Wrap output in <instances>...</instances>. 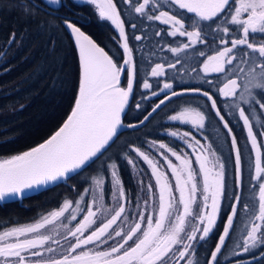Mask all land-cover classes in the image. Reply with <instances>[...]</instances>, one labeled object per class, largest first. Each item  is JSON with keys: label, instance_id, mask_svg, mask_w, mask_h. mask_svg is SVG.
Listing matches in <instances>:
<instances>
[{"label": "snow or ice", "instance_id": "obj_1", "mask_svg": "<svg viewBox=\"0 0 264 264\" xmlns=\"http://www.w3.org/2000/svg\"><path fill=\"white\" fill-rule=\"evenodd\" d=\"M85 2L95 6L98 17L118 30V37L113 39L122 48L119 61L69 18L53 15L60 8L68 7L64 0H28L20 5L28 17L44 12L51 17L49 23L62 20L64 27L70 30L79 52L78 92L71 113L53 135L28 151L0 159V202L23 200L42 188L67 183L84 173H88V179L83 182L87 184L90 180L91 183L83 188V193H78L77 199H64L57 209L35 222L0 231V264H181V261L198 264L197 246H202L215 234L221 220L222 231L205 264H221V257L229 264H264V139H261L264 137V0H168L169 10H161L164 6L159 0H136L135 3L121 0L148 21L168 26L167 35L187 37V43L168 48L176 57L198 43H207L205 29L223 33L217 50L210 55L199 53L205 57L202 62L204 82L213 85L212 80L206 78L210 73L228 77L216 91L225 98L229 114H238L250 143L247 151L251 196L245 200L242 195L245 150L233 134L215 94L200 87L176 90L169 81L153 90L152 83L144 78L141 87L146 93L150 92V96L143 94L142 99L162 98L139 124L173 97L188 93L202 95L231 137L233 158L225 159L212 143L202 144L189 131L174 130L167 134L192 149L198 165L195 168L188 153L177 151L167 143L151 141L157 156L129 145L130 151L148 166L154 179V183L147 184L146 191L141 189L146 198L138 196L135 202L126 193L120 177L117 159L121 157L101 158L125 127L122 114L139 80L137 62L126 33V22L115 0ZM150 5L152 11H146ZM181 12L192 16L186 21ZM222 14L224 25L216 24L213 29ZM130 27L135 30L137 25L131 23ZM161 34L162 31L155 32L157 37ZM134 38L142 39L140 35ZM180 63L177 58L167 67L175 69ZM165 75L163 63L151 67V77ZM123 80L126 86H122ZM136 108L140 109L141 104L137 103ZM169 120L203 131L207 115L199 107H185L169 116ZM137 126L127 125L129 128ZM256 126L260 131L254 130ZM170 157H174L175 162ZM122 158L133 169L137 168V160L128 152H124ZM97 161H100L99 166L93 168ZM229 163L233 169L231 194ZM106 180L115 201L111 208L104 203ZM139 183L143 185V180ZM89 191L92 201L85 203ZM228 199L232 201L229 211L222 216L223 202ZM240 211L246 213L243 232L239 240L228 247ZM65 220L67 223L63 222ZM61 228L66 233L64 244L56 238L61 235Z\"/></svg>", "mask_w": 264, "mask_h": 264}, {"label": "trees", "instance_id": "obj_2", "mask_svg": "<svg viewBox=\"0 0 264 264\" xmlns=\"http://www.w3.org/2000/svg\"><path fill=\"white\" fill-rule=\"evenodd\" d=\"M27 2L28 0H0V158H8L28 151L53 135L71 113L78 92L79 52L70 31L64 27L62 20L49 23L51 17L44 12L34 18L28 17L20 7L22 3ZM115 2L126 22V33L137 62L139 80L123 114L122 120L125 128L120 130L115 143L101 159H107L109 156L116 159L117 155L121 157L117 159L120 177L125 190L134 195L136 185L132 168L122 158L123 153L128 152L134 160L136 159V154L131 152L128 146L145 149L148 142L153 140L167 143L175 149L185 146L181 140L167 133L169 130L186 126L180 122L170 121L169 116L185 107H199L207 115L206 127L201 131L202 134L213 144L214 148L222 153L225 159L231 161L233 158L230 150L231 137L215 117L210 102L202 95L188 93L173 97L153 113L147 121L139 124V121L143 120L155 103L162 98L161 96L142 99L143 94L150 96V92L146 93V90L141 87L144 78L152 83L153 90H158L163 80L173 82L176 90L182 87H200L215 94L214 98L217 99L218 106L230 122V127L233 129V134L237 136L241 148L245 150L242 195L245 200H248L251 196L247 151L250 143L246 140V129L236 113L229 114L230 110L225 105V99L217 93L221 79L215 77V73L211 74L210 77H206L213 82V85H209L204 82L205 74L198 73L201 70L200 62L205 59L199 53L203 51L206 55H210L217 50L223 33L205 29L207 43L192 47L184 55L176 57L168 51V48L182 44L183 38L167 35L168 28L165 25L158 21H148L146 17L131 11L121 0H115ZM133 2L135 3L136 0ZM64 3L68 7L60 8L53 15L69 18L119 61L122 48L113 39V37H118V31L111 23L101 20L91 4L77 3L74 0H64ZM159 3L164 6L161 10H169L168 0H159ZM146 11L151 12L152 6L150 5ZM171 11L176 12L177 9L171 8ZM179 14L184 15L186 21L192 16L184 12ZM131 23L137 25L135 30L130 27ZM223 23L222 14L213 24V29L216 24L223 25ZM188 30L191 28L189 27ZM156 31H162L160 37L155 36ZM13 34H15L14 40ZM136 35H140L142 39L135 40ZM177 58L181 60V63L172 72L168 71L167 76L164 78L150 76L151 67L156 63L167 65L169 62L174 63ZM181 67L191 73L195 68L194 72L198 73L202 80L197 83H181L177 71ZM122 83L126 84V80ZM137 103L141 104L140 109L136 108ZM128 124L138 126L129 128ZM99 164L100 161H97L93 168ZM232 173V164L229 163V194L232 190ZM85 179H88V173L74 176L67 183L60 182L23 200L1 202L0 231L13 225L35 222L43 215L57 209L66 198L74 201L78 198V193H83V188L89 187L91 181L85 184L83 182ZM73 185L76 187L73 188ZM110 193V184L106 180L105 196L109 197ZM89 199L90 191L86 194L85 203H88ZM231 202L230 199L223 202L222 216L223 213L229 211L228 205ZM243 219H246V213L240 211L233 239H230L228 244L237 237V230L241 227ZM65 223H67L66 220ZM221 231L222 220L216 225L215 234L203 242L202 246L198 245V255L195 257L198 264H205L208 253L214 248ZM237 259H247V257ZM221 264H229V262L224 261Z\"/></svg>", "mask_w": 264, "mask_h": 264}, {"label": "rangeland", "instance_id": "obj_3", "mask_svg": "<svg viewBox=\"0 0 264 264\" xmlns=\"http://www.w3.org/2000/svg\"><path fill=\"white\" fill-rule=\"evenodd\" d=\"M75 2H77V3H86L85 2V0H74ZM93 6V5H92ZM94 8H95V6H93ZM95 10H96V8H95ZM96 12H97V10H96ZM224 20V19H223ZM110 23V22H109ZM223 25H224V23H223ZM222 25V26H223ZM114 28H115V26L114 25H112ZM166 26V25H165ZM227 26H229L230 28H232V27H234V26H231V25H227ZM167 28H168V26H166ZM118 31V30H117ZM180 37V36H179ZM181 38H183V41H182V43H187L188 42V40H187V37H181ZM200 43H198L197 45H199ZM197 45H195V46H197ZM194 46V47H195ZM220 45H218V47H219ZM190 48H192V47H190ZM189 48V49H190ZM189 49H187V50H185L184 52H181L180 54H179V56L180 55H184L185 54V52L186 51H188ZM203 60L204 59H202V61L200 62V64H201V70L198 72V73H200V75H203V74H205V73H203V71H202V62H203ZM174 69H169L168 67H167V65H165V72H166V75L165 76H167L168 75V71H173ZM178 71V73H179V80H180V82L181 83H186V82H193V83H197V82H199L200 80H202L201 79V77L199 76V74L197 73H195L194 71L191 73L190 71H186L185 70V68H183V67H181V69L180 70H177ZM194 74H196V75H194ZM213 75L214 73H210V74H208L207 75V77H210V75ZM215 75V77H217V78H219V79H221V83H220V86L219 87H222L223 86V84L227 81V78L228 77H225L224 76V74H218V73H215L214 74ZM164 76V77H165ZM164 77H160V78H164ZM204 79V78H203ZM166 80H163L162 81V83H160L161 84V87H162V84H163V82H165ZM243 81H241V83H242ZM122 86H126V84H123L122 83ZM221 98H223V99H225L224 97H221ZM225 101V100H224ZM231 101L229 100V103H230ZM226 105V104H225ZM245 108H247V106L246 105H243ZM226 107H227V105H226ZM228 108V107H227ZM230 110V109H229ZM236 115L238 116V114L236 113ZM242 122V121H241ZM182 124V123H181ZM254 124H255V121H254ZM186 127L185 128H178V129H176V130H179L180 132H184V131H189V132H191L192 133V135L193 136H195L196 137V139H198V140H200L201 141V143L202 144H207V143H210L208 140H207V138L202 134V132L200 131V130H198V129H196V128H193L190 124H184ZM175 129H173V130H169L168 132H170V131H174ZM254 130L255 131H260V129H259V127L258 126H256V127H254ZM262 139H264V137H262ZM157 142H159V141H157ZM142 151H145V152H147V153H149L150 155H152V156H157V152H156V149L152 146V144H151V142H148V144L146 145V148L145 149H141ZM177 151H181V150H183L184 152H186V153H188L190 156H191V158L193 159V167L195 168V167H198V165H196L195 164V156H194V154H193V152H192V149H189L186 145L185 146H182V147H180L179 149H176ZM136 156V155H135ZM158 158V157H157ZM171 159H173V161L175 162V158L174 157H170ZM0 159H4V158H0ZM135 160H137V168L136 169H133V167L131 166V168H132V173H133V176H134V179H135V185H136V191H135V194L133 195V194H130V193H128L126 190V193L128 194V196L133 200V202H135V200H136V198L139 196V197H142V198H146L145 196H144V192H142L141 191V189L142 188H144V190L146 191V186H147V184H149V183H154V179L151 177V174H150V169L148 168V166L142 161V160H140L138 157H136V159ZM178 163V162H177ZM141 180H143V185H141L140 183H139V181H141ZM92 201V192L90 191V199H89V201L88 202H91ZM142 202V201H141ZM104 203H105V206L106 207H108V208H111V207H113L114 205H115V201L112 199V195H111V193H110V195H109V197H106L105 196V193H104ZM99 215V214H98ZM64 223H65V221H63ZM246 222V219H243V221L241 222V227L237 230V237L231 242V243H229L228 244V247H231L232 245H233V243H234V241H236V240H239V238L241 237V235H242V232H243V225H244V223ZM71 226V225H70ZM59 231L61 232V235L60 236H57L56 238L57 239H60L61 240V243L62 244H64L65 242H64V240H63V235L64 234H66L65 232H64V229H59ZM230 241V240H229ZM228 241V242H229ZM53 247H56L55 245H53ZM91 247V246H90ZM198 247V246H197ZM224 261H227V260H225V259H223V257H221V262H224ZM181 264H185V262L184 261H181Z\"/></svg>", "mask_w": 264, "mask_h": 264}, {"label": "water", "instance_id": "obj_4", "mask_svg": "<svg viewBox=\"0 0 264 264\" xmlns=\"http://www.w3.org/2000/svg\"><path fill=\"white\" fill-rule=\"evenodd\" d=\"M70 31V30H69ZM86 34V33H85ZM87 35V34H86ZM73 37V36H72ZM73 39H74V37H73ZM74 41H75V39H74ZM78 48V47H77ZM124 114V113H123ZM123 114H122V118H123ZM125 128V127H124ZM124 128H122V129H124ZM121 129V130H122ZM54 185H56V184H54ZM51 186H53V185H49L47 188H49V187H51ZM45 188H42V189H40L39 191H37V192H33V193H31L29 196H31V195H33V194H36V193H38V192H40V191H42V190H44ZM18 200V199H17ZM11 201H16V200H11ZM11 201H6V202H11ZM1 203V202H0Z\"/></svg>", "mask_w": 264, "mask_h": 264}]
</instances>
